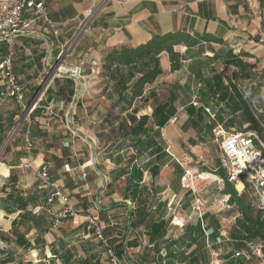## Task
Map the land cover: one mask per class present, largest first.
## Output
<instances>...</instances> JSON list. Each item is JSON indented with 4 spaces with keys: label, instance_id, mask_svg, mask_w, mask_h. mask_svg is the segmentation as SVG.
<instances>
[{
    "label": "crops",
    "instance_id": "crops-1",
    "mask_svg": "<svg viewBox=\"0 0 264 264\" xmlns=\"http://www.w3.org/2000/svg\"><path fill=\"white\" fill-rule=\"evenodd\" d=\"M42 1L53 27L37 19L12 46V69L26 106L46 74L45 62L55 58L86 10L101 0ZM177 31L210 34L219 41L174 45L184 58L175 71L162 51V73L119 113L113 106L118 92L102 76L106 53ZM7 49L2 42V57ZM78 62V78L55 77L28 115L14 98L0 97V264H109L99 243L85 234L89 214L99 216L105 236L127 264H217L211 261L212 248L220 249L221 264H264V236L258 238L264 234V207L242 199L247 184L232 189L213 133L217 125L238 128L224 127L240 115L228 80L264 70V0H108L72 46L66 64ZM259 93L264 95V85ZM193 96L210 107L213 118L190 105ZM164 102H169L166 122L152 124L154 108ZM109 111L125 119L147 115L152 129L134 147L119 135L120 119L107 122ZM19 121L13 143L6 146ZM66 164L72 169L66 171ZM42 167L68 196L75 218L51 214L61 204L57 198L47 201L49 190L40 187L37 176ZM28 195L36 202L19 208L17 198ZM35 206L41 207L38 213ZM246 215L255 220L250 222L258 232L254 238L247 237Z\"/></svg>",
    "mask_w": 264,
    "mask_h": 264
},
{
    "label": "built area",
    "instance_id": "built-area-1",
    "mask_svg": "<svg viewBox=\"0 0 264 264\" xmlns=\"http://www.w3.org/2000/svg\"><path fill=\"white\" fill-rule=\"evenodd\" d=\"M108 0H101L98 4L86 10L83 18L79 22L76 31L69 40L62 46L53 60L45 62L46 74L39 84V88L33 97L32 104L24 105V98L17 76L12 69V56L14 40L27 33L31 25L41 19L49 26L53 27V22L48 17L46 6L42 0H0V42H5L8 46L5 56L0 58V79L3 80L4 89L0 90V97H12L20 103L23 108V115H28L35 107L36 102L41 100L46 88L55 77L64 76L67 73L72 78H78L82 62L77 64H66V59L72 49L75 40L81 32L89 25L91 19L103 7ZM54 34L57 31L54 30ZM60 67H63L61 69ZM190 105L201 107L206 114L213 118V113L209 106H205L196 96L190 101ZM20 121L15 126H19ZM215 137H220L221 164L227 172V179L231 181H240L247 184L254 197L258 200L261 207H264V132L256 131H226L221 125L213 129ZM25 148L30 150L31 141L29 132L24 134ZM66 171L71 170L68 164L64 165ZM37 176L40 180V187L49 190L47 201L57 198L61 208L52 211L57 219L75 218L78 215L77 210L70 203L68 196L51 179L46 167L38 170ZM86 172L80 169V178L85 179ZM199 208V207H198ZM41 210L40 206L33 208L34 213ZM104 227L101 225L97 214H89L85 218V234L90 235L99 243L103 252L109 260V264H127L123 257L116 254L113 245L105 236ZM220 239L216 240L219 243ZM211 246V245H210ZM239 255V252L235 253ZM221 251L218 248H212V262L221 264ZM159 264H167L161 260Z\"/></svg>",
    "mask_w": 264,
    "mask_h": 264
},
{
    "label": "trees",
    "instance_id": "trees-1",
    "mask_svg": "<svg viewBox=\"0 0 264 264\" xmlns=\"http://www.w3.org/2000/svg\"><path fill=\"white\" fill-rule=\"evenodd\" d=\"M201 41L219 40L210 34L190 36L185 32L177 31L152 35L149 40L136 47L121 46L108 51L101 67L102 76L107 81L112 82L119 95L113 106H118V112L121 113L131 107L134 100L142 98L144 86L152 83L162 73L159 61V54L162 51L167 52L170 70L175 71L181 67L182 59L184 58L183 55L173 49V46L183 44L189 48ZM0 56L2 57V42H0ZM228 85L240 101V115L230 117L225 121L224 127L231 129L237 124L239 128L240 124L248 123L246 129L256 131L257 133L264 132V124L260 118L262 109L257 108L260 102H264V95H260L259 93L261 86L264 85V70L259 73L249 71L243 75L233 77L228 80ZM142 105L143 102L135 105L132 108V113H136ZM168 108L169 102L157 104L152 113L154 122L151 123L158 126L164 125L167 120L165 110ZM114 119H120L118 123L119 135L125 139L132 140L134 147H137L141 137L147 135L152 129V126H149L150 118L147 115L136 118L134 115L128 114L125 119L120 118L119 114L109 111L107 122L112 124ZM151 172L152 175H155L157 173V166L152 168ZM141 176V172L135 173V177L140 178ZM230 198H233V194L230 195ZM36 199V196L33 195H28L26 198L20 196L17 198V200H20L18 207L24 209L27 205L34 204ZM246 217L247 223L245 224V228L247 237L254 238L258 232L250 222L255 223V220L249 219L247 215ZM5 261L6 259L2 262Z\"/></svg>",
    "mask_w": 264,
    "mask_h": 264
},
{
    "label": "rangeland",
    "instance_id": "rangeland-1",
    "mask_svg": "<svg viewBox=\"0 0 264 264\" xmlns=\"http://www.w3.org/2000/svg\"><path fill=\"white\" fill-rule=\"evenodd\" d=\"M2 81V80H1ZM38 88H39V86H38ZM38 88H36V90H35V94H36V92H37V90H38ZM0 102H2V98H0ZM13 102V101H12ZM257 108L259 109V108H261L262 110H261V115H262V119H263V124H264V102H260V105H257ZM17 126H14V128H13V130L11 131V133H10V137H8L5 141L7 142L6 143V146L7 145H10V144H12L13 143V141H12V136H13V134L17 131ZM235 130H237V131H241V132H247V131H250V129H246L245 128V126H242L241 124L239 125V128L238 129H235ZM219 137V136H218ZM218 142H219V144H220V137L218 138ZM4 141V142H5ZM3 142V143H4ZM2 146H3V144H2V133H1V135H0V159H1V157H2ZM191 164H194V165H196V166H198V164L196 163V162H194V160L192 161V163ZM198 169H200V168H198ZM207 181H209V179H206L204 182H207ZM232 185V184H231ZM237 186V185H236ZM239 190H240V187L238 186L237 187ZM237 188H235V187H233V189L234 190H237ZM243 188V187H242ZM242 190V189H241ZM241 197H242V199L243 200H245L246 202L248 201V202H250V203H252V202H257L256 200L257 199H255V197H254V195L252 194V192L249 190V189H245V191H243L242 193H241ZM256 205H253V207L251 208V211L249 212V214H251V216H252V214L254 213V211L256 210ZM264 211V210H263ZM263 236H264V234L263 235H261V236H259L258 238H263ZM264 241V240H263Z\"/></svg>",
    "mask_w": 264,
    "mask_h": 264
},
{
    "label": "bare ground",
    "instance_id": "bare-ground-1",
    "mask_svg": "<svg viewBox=\"0 0 264 264\" xmlns=\"http://www.w3.org/2000/svg\"><path fill=\"white\" fill-rule=\"evenodd\" d=\"M61 69H63V67H60ZM228 180V179H227ZM228 182H230L231 184H232V186L233 187H235V188H237L238 186L240 187V190L242 189V187H243V184H242V182H240V181H236V182H234V181H231V180H228ZM237 185V186H236ZM237 190L238 191H240L238 188H237Z\"/></svg>",
    "mask_w": 264,
    "mask_h": 264
},
{
    "label": "water",
    "instance_id": "water-1",
    "mask_svg": "<svg viewBox=\"0 0 264 264\" xmlns=\"http://www.w3.org/2000/svg\"><path fill=\"white\" fill-rule=\"evenodd\" d=\"M64 76H69L67 73H64Z\"/></svg>",
    "mask_w": 264,
    "mask_h": 264
}]
</instances>
